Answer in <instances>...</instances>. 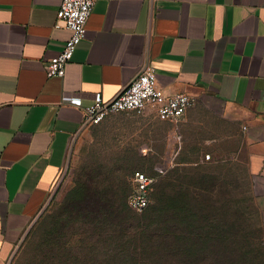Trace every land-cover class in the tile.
Segmentation results:
<instances>
[{"label": "crops", "instance_id": "crops-1", "mask_svg": "<svg viewBox=\"0 0 264 264\" xmlns=\"http://www.w3.org/2000/svg\"><path fill=\"white\" fill-rule=\"evenodd\" d=\"M61 1L0 0V264L87 128L83 107L66 101H110L148 63L167 93L196 99L178 130L160 122L167 134L237 138L254 164L264 220V0H97L65 73L48 77L70 36L56 26Z\"/></svg>", "mask_w": 264, "mask_h": 264}, {"label": "rangeland", "instance_id": "rangeland-1", "mask_svg": "<svg viewBox=\"0 0 264 264\" xmlns=\"http://www.w3.org/2000/svg\"><path fill=\"white\" fill-rule=\"evenodd\" d=\"M146 113H111L87 126L76 141L64 181L12 264H115L116 237L146 221L144 212L128 204L136 170L155 177L150 204L155 195L161 198L162 218L182 208L188 213L193 204L202 239L212 243L218 227L227 230L226 237L216 240L225 264H264V220L254 164L247 153L239 155L237 138L213 142L200 130L175 138L167 134L169 125L160 123L164 118L150 109ZM192 192L198 205L190 199ZM86 208L94 216L98 211L96 221L83 222ZM208 246L198 243V253ZM142 254L147 259L152 255L149 250Z\"/></svg>", "mask_w": 264, "mask_h": 264}, {"label": "built area", "instance_id": "built-area-1", "mask_svg": "<svg viewBox=\"0 0 264 264\" xmlns=\"http://www.w3.org/2000/svg\"><path fill=\"white\" fill-rule=\"evenodd\" d=\"M96 1H61L56 26L68 29L70 36L60 53L52 57L46 65L48 77L62 76L65 73L66 64L86 36L87 23ZM66 102L83 107L88 125L100 123L111 113L144 114L150 109L178 127L186 122L187 113L195 105L196 99L182 92L167 93L158 83L155 68L148 63L141 73L110 101H104L99 94L94 102L87 106H83L81 99L75 97L69 98ZM131 180L133 189L128 197V203L133 210L143 212L151 202L155 177L137 170Z\"/></svg>", "mask_w": 264, "mask_h": 264}, {"label": "trees", "instance_id": "trees-1", "mask_svg": "<svg viewBox=\"0 0 264 264\" xmlns=\"http://www.w3.org/2000/svg\"><path fill=\"white\" fill-rule=\"evenodd\" d=\"M132 189H133V184L131 180L130 191L127 195L128 197ZM97 195H100L98 190H97ZM151 195H153V193ZM197 198L198 196L196 192H192L190 196V199H192V203L193 200L195 201L198 200ZM94 199L95 198L93 197L91 198V200ZM160 199L161 198L159 196L155 195V200L157 201V203L156 201H154L155 202L154 204H149L148 207L143 211L146 219L144 224L131 226L132 230H130L126 234L121 233L116 237V246L117 248H119V250L115 252L114 257L115 260L117 261L116 262L117 264H124L130 262L131 264H221V263L225 264L226 263L224 259V254L221 251V249H219L220 247L217 246L216 240L217 238L220 237L223 238L226 237L228 235L227 230H225L223 227L220 228L218 227V232L215 231V233H213L212 238L214 237L213 238L214 241L212 243L211 241L202 239L201 224H199V221H197L198 219L197 215L194 213L196 208L195 205L192 204L191 208L188 210V213H183L182 212L183 208H182L179 211H177L173 216L162 218L161 208L160 205L158 204V201ZM99 200L100 202H102L103 199L99 197ZM104 202L108 204L106 209L110 210L112 208L111 206H109L110 200L105 199L103 203ZM196 204L198 205L197 201ZM93 214L94 212L92 210L86 208V213H84L83 222H88L91 219L92 221H96V217L98 219V211L96 216H94ZM159 216L161 217L159 218ZM97 228H98V222H97ZM109 239L110 238L108 237L107 240ZM198 243L201 244L209 243L208 246L209 250L204 251V253L203 251L202 253H198V248H199L197 247ZM147 250H149V252L151 251L152 255L150 259L143 257L142 253L146 252ZM229 259L230 257L228 258V260Z\"/></svg>", "mask_w": 264, "mask_h": 264}, {"label": "water", "instance_id": "water-1", "mask_svg": "<svg viewBox=\"0 0 264 264\" xmlns=\"http://www.w3.org/2000/svg\"><path fill=\"white\" fill-rule=\"evenodd\" d=\"M88 126V123L85 124V127ZM84 127V128H85ZM81 133V132H80ZM80 133L75 137L72 145H71V148H70V151H69V155H68V160H67V164H66V167H65V170L61 176V179L60 181L58 182L57 186L55 187L54 191L52 192V194L50 195L49 199L47 200V202L45 203V205L42 207V209L39 211V213L36 215V217L33 219V221L31 222V224L29 225V227L27 228V230L25 231L22 239L20 240V242L18 243L17 247L15 248L13 254L11 255L9 261H8V264H12V261L15 257V255L17 254V252L19 251V249L21 248V246L23 245L25 239L27 238V236L29 235L30 231L32 230V228L34 227V225L37 223V221L39 220V218L42 216V214L47 210V208L49 207V205L51 204V202L53 201L57 191L59 190L62 182L64 181L67 173H68V170H69V167H70V161H71V156H72V153H73V149H74V146L76 144V141L80 135Z\"/></svg>", "mask_w": 264, "mask_h": 264}]
</instances>
